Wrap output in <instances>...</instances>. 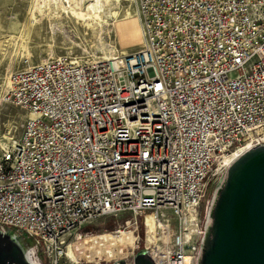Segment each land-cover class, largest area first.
<instances>
[{
	"label": "built area",
	"instance_id": "obj_1",
	"mask_svg": "<svg viewBox=\"0 0 264 264\" xmlns=\"http://www.w3.org/2000/svg\"><path fill=\"white\" fill-rule=\"evenodd\" d=\"M131 2L136 49L7 76L4 101L27 116L0 147V228L30 236L43 264H100L64 249L122 214L157 264H190L205 182L264 138V0Z\"/></svg>",
	"mask_w": 264,
	"mask_h": 264
},
{
	"label": "rangeland",
	"instance_id": "obj_2",
	"mask_svg": "<svg viewBox=\"0 0 264 264\" xmlns=\"http://www.w3.org/2000/svg\"><path fill=\"white\" fill-rule=\"evenodd\" d=\"M90 1L84 0L86 4ZM133 9L131 0H111L103 3L100 14L84 15L70 9L63 0H0V147L20 134L27 116L22 109L4 101L8 74L51 58H104L136 49L140 35ZM125 216L81 228L78 234L83 236L74 242L114 234L115 230L131 231L132 227L120 226ZM146 225L152 229L150 221ZM148 239L146 236L145 243ZM137 241L139 247L143 243L142 226L138 228Z\"/></svg>",
	"mask_w": 264,
	"mask_h": 264
},
{
	"label": "water",
	"instance_id": "obj_3",
	"mask_svg": "<svg viewBox=\"0 0 264 264\" xmlns=\"http://www.w3.org/2000/svg\"><path fill=\"white\" fill-rule=\"evenodd\" d=\"M190 264H264V138L234 153L207 179L198 202ZM25 232L0 228V264H43ZM101 264H157L147 243L128 256L110 245Z\"/></svg>",
	"mask_w": 264,
	"mask_h": 264
},
{
	"label": "bare ground",
	"instance_id": "obj_4",
	"mask_svg": "<svg viewBox=\"0 0 264 264\" xmlns=\"http://www.w3.org/2000/svg\"><path fill=\"white\" fill-rule=\"evenodd\" d=\"M63 1L67 4V6L70 9L78 10L80 11V13L86 15V13L100 14V10L103 3L107 4L111 0H92V2L90 1L91 3L89 4H86L84 0H63ZM138 31L140 35L139 24H138ZM29 116L32 117L33 115L31 114ZM238 150H235L233 153L226 155L223 159V163ZM191 218L192 216H189V220H188L189 222L186 224V232H185V241L188 243H191V237H194V233H195L194 225L196 224V220H193ZM76 240H78V236H76L75 234V237L64 249L65 256L68 257L73 262H79V261L95 262V263L99 262L103 260L101 255L102 250L109 249L110 245H115L117 247L122 248V251L127 255L131 254L129 253L130 250H134L136 246L135 244L136 237L134 236L132 231H117L114 232V234H102L98 236L96 235V236L86 237L81 241L79 240L80 242L79 241L74 242Z\"/></svg>",
	"mask_w": 264,
	"mask_h": 264
},
{
	"label": "trees",
	"instance_id": "obj_5",
	"mask_svg": "<svg viewBox=\"0 0 264 264\" xmlns=\"http://www.w3.org/2000/svg\"><path fill=\"white\" fill-rule=\"evenodd\" d=\"M149 220L147 219L146 222H148ZM85 228V227H84Z\"/></svg>",
	"mask_w": 264,
	"mask_h": 264
}]
</instances>
